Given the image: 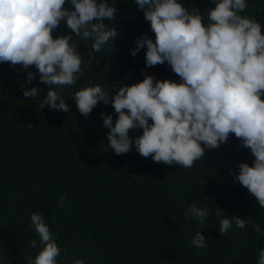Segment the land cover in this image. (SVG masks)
Wrapping results in <instances>:
<instances>
[{
	"label": "trees",
	"instance_id": "16d2710c",
	"mask_svg": "<svg viewBox=\"0 0 264 264\" xmlns=\"http://www.w3.org/2000/svg\"><path fill=\"white\" fill-rule=\"evenodd\" d=\"M184 4L202 13L215 6L214 0ZM114 6V18H104L117 30L113 43L95 53L88 38L78 42L83 68L73 86H63L68 111L41 109L48 85L38 72L27 85L38 86L36 97H24L20 83L28 71L36 72L34 65L0 62V264H24L35 255L32 212H40L50 226L62 250L60 264L77 258L85 264H256L264 248V206L234 179L239 162L254 160L239 138L230 134L184 168L145 157L134 145L116 154L101 115L110 113L115 122L111 103L98 102L87 117L79 112L72 97L84 86L111 91L145 74L181 79L167 62L147 66L146 46L131 54L138 37L147 33L154 39V32L133 0H115ZM243 14L264 26V0H248ZM70 32L62 22L53 35ZM141 132L130 129L129 135ZM192 203L209 210L203 225L184 215ZM230 215L249 222L243 229L233 223L221 235L218 216ZM198 230L206 237L205 248L191 244Z\"/></svg>",
	"mask_w": 264,
	"mask_h": 264
},
{
	"label": "clouds",
	"instance_id": "9594fccd",
	"mask_svg": "<svg viewBox=\"0 0 264 264\" xmlns=\"http://www.w3.org/2000/svg\"><path fill=\"white\" fill-rule=\"evenodd\" d=\"M133 2L150 21L154 39L142 34L131 54L146 46L147 66L167 62L181 79L145 74L111 91L100 84L84 86L72 97L79 112L87 117L98 102L111 103L115 122L110 113L101 115L109 129L107 142L116 154L134 145L145 157L184 168L203 159L206 148H216L234 134L254 155L251 164L239 162L234 179L264 206V26L243 14L248 0H214L215 6L204 13L184 0ZM114 5L115 0H0V62L36 68L20 83L24 97H36L38 86L27 85L38 72L39 80L48 85L41 109L47 105L69 110L62 92L82 72L78 42L88 38L95 53L113 43L117 30L104 18H114ZM62 22L72 32L54 36ZM137 128L142 132L130 136L129 130ZM184 215L203 225L209 210L192 203ZM218 218L221 235L233 223L243 229L249 222L236 215ZM30 221L38 235L31 245L38 250L24 264H60L62 250L43 215L32 212ZM191 244L207 247L205 235L196 231ZM71 264L85 260L77 258ZM256 264H264V248Z\"/></svg>",
	"mask_w": 264,
	"mask_h": 264
}]
</instances>
